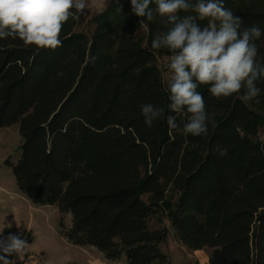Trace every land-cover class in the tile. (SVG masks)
Wrapping results in <instances>:
<instances>
[{"label":"trees","instance_id":"1","mask_svg":"<svg viewBox=\"0 0 264 264\" xmlns=\"http://www.w3.org/2000/svg\"><path fill=\"white\" fill-rule=\"evenodd\" d=\"M224 5L244 27L264 30V0ZM76 19L63 25L55 49L0 40V127L17 124L22 137L17 161H6L18 189L35 204L56 205L60 234L108 260L172 264L160 246L167 230L149 225L161 213L186 247L209 249V264H264V140L256 136L264 78L247 103L243 90L216 98L200 85L215 115L206 135H185L189 113L169 111L168 85L153 64L151 41L163 18L149 22L131 11V0H117L93 17L91 35L73 31ZM141 19L146 44L135 36ZM256 44L264 61V34ZM145 103L164 109L151 127L141 115ZM168 115L177 117L176 129ZM10 233L34 241L27 228Z\"/></svg>","mask_w":264,"mask_h":264},{"label":"clouds","instance_id":"2","mask_svg":"<svg viewBox=\"0 0 264 264\" xmlns=\"http://www.w3.org/2000/svg\"><path fill=\"white\" fill-rule=\"evenodd\" d=\"M155 4V7L150 5ZM86 0H0V40L20 39L25 45L55 49L62 46L60 33L70 18H78ZM131 11L147 21L163 18L165 31L151 41L155 50L167 49L169 104L172 113H189L182 131L185 135H206L208 122L215 115L206 110L204 96L197 89L209 85L216 98L239 97L247 103L259 97L257 81L264 78V61L259 59L256 41L264 34L257 25L243 26V20L224 5V0H131ZM184 13H194L180 15ZM207 20L205 26L199 21ZM140 27L148 24L140 20ZM164 109L151 103L141 105L144 123L151 127ZM175 115L167 116L170 129L178 127ZM27 245L21 234H0V260L7 259Z\"/></svg>","mask_w":264,"mask_h":264},{"label":"rangeland","instance_id":"3","mask_svg":"<svg viewBox=\"0 0 264 264\" xmlns=\"http://www.w3.org/2000/svg\"><path fill=\"white\" fill-rule=\"evenodd\" d=\"M117 0H86V9L78 14L73 31H84L91 35L94 30L93 17L105 10ZM194 2V0H193ZM208 23V21L206 20ZM160 31L166 29L160 27ZM136 38L147 43L149 28L140 26L135 32ZM153 64L158 68L166 85L171 73L167 68L171 53L167 49L153 50ZM250 108H258L249 103ZM264 115V114H263ZM257 138L264 140V124L258 127ZM22 137L17 124L0 127V234H7L21 228L32 230L34 241L27 244L13 257L7 258L11 264H125L124 258L113 261L104 257L96 247L90 245H75L60 234L61 214L56 205H38L23 194L17 187L12 168L6 161L15 162L19 157V147ZM143 198L149 201L148 194ZM67 228L71 226V215L63 216ZM152 230L166 229V241L161 243V249L168 254L172 264H209V249L192 250L186 247L174 234L169 219L159 213L150 220ZM0 264H4L1 260Z\"/></svg>","mask_w":264,"mask_h":264}]
</instances>
